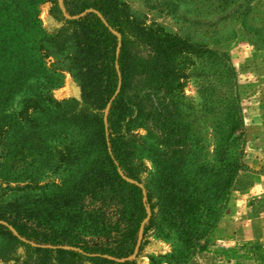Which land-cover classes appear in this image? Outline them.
I'll list each match as a JSON object with an SVG mask.
<instances>
[{
  "label": "trees",
  "instance_id": "16d2710c",
  "mask_svg": "<svg viewBox=\"0 0 264 264\" xmlns=\"http://www.w3.org/2000/svg\"><path fill=\"white\" fill-rule=\"evenodd\" d=\"M3 5L12 14L0 17V56L15 55V31L31 25L25 20L28 3L7 0ZM52 12L60 29L46 36L35 21L39 40L31 48L56 59L51 75L45 63L39 65L46 76L42 84L20 62L0 60V132L7 127L14 133L10 159L22 141H42L59 125L77 131L83 144L99 151L97 165L67 195L73 204L88 202L84 209L97 213L91 224L100 234L87 239L0 215V237L8 241L0 251L12 257L20 249V264H134L129 258L157 227L158 216L182 245L168 264H187L210 245L244 168L239 134L244 117L234 69L225 54L202 48L206 59L217 64L215 79L202 86L204 92H213L203 94L204 99L213 98L206 107L214 119L213 153L206 158L198 153L199 141L180 112L178 38L147 32L116 0H61V7L56 4ZM10 42L16 43L7 46ZM66 70L75 73L81 96L80 101L61 104L50 96L56 88L51 79ZM214 82L225 89L223 94L216 93ZM36 86L42 94L34 93ZM16 103L22 105L20 110L8 113ZM30 111L42 113L44 119H31ZM138 120L146 122L159 144L153 191L138 185L140 173L130 159L128 128ZM14 164L4 165L11 175L19 172Z\"/></svg>",
  "mask_w": 264,
  "mask_h": 264
},
{
  "label": "rangeland",
  "instance_id": "374dc122",
  "mask_svg": "<svg viewBox=\"0 0 264 264\" xmlns=\"http://www.w3.org/2000/svg\"><path fill=\"white\" fill-rule=\"evenodd\" d=\"M6 1L0 0V17L3 15L5 19L12 14L3 5ZM26 1L25 13L28 15L25 20L31 25L24 31L19 26L15 31L18 40L13 46L15 55L0 56V60L20 62L28 74L35 72V79L42 84L46 76L39 65L45 63L51 75V64L56 59L45 58V52L31 49L37 47L36 40H39L35 21L46 36L55 35L61 24L52 10L56 4L61 7V0H43L38 5V0ZM116 1L131 20L147 32L180 40L176 59L180 75L177 94L183 103L180 112L199 141L198 153L206 158L213 153L214 119L206 107L213 98L204 99L203 94L213 92H204L202 86L207 87V82L215 79L217 64L213 59H206L202 48L227 56L235 72L244 117V128L239 132L243 134L244 168L239 172L226 210L211 234L210 245L193 255L187 264H264V165L259 170L252 168L255 157L264 162V123L258 128L245 122L257 112H264V0ZM11 43L7 46L12 47L16 42ZM51 82L56 86L50 91L55 102L80 101L81 88L75 73L59 71ZM214 85L217 94L222 92L218 95L225 92L216 82ZM39 87H35V94H42ZM21 107L16 103L7 112L18 111ZM29 114L31 119H44L40 112L30 111ZM18 121L20 126L24 124ZM47 132L49 135L42 141L33 144L22 141L13 159H10L13 153L9 152L15 148L12 145L14 133L7 127L0 132V215L10 220L48 224L55 231H69L82 238L98 236L100 232L91 224L97 213L84 209L87 201L73 204L67 192L76 189L75 182L97 165L99 151L83 144L79 133L66 126H54ZM128 148L130 159L140 173L138 185L153 191L154 156L159 144L145 121L138 120L129 125ZM16 162L18 164L14 166L19 172L11 175L6 169ZM6 163L9 165L4 166ZM7 243L0 237V245ZM139 243L135 254L129 258L134 264H168L182 248L176 234L162 224L158 216L157 227ZM20 254L19 249L12 257H5L0 251V264H20Z\"/></svg>",
  "mask_w": 264,
  "mask_h": 264
},
{
  "label": "crops",
  "instance_id": "0c3cea01",
  "mask_svg": "<svg viewBox=\"0 0 264 264\" xmlns=\"http://www.w3.org/2000/svg\"><path fill=\"white\" fill-rule=\"evenodd\" d=\"M258 114H255L254 116H251V118L246 119L245 122H248V126L251 127H263L264 123V112L262 114L260 112H257ZM260 113V114H259ZM257 155V154H256ZM264 165V162H261V158L255 159L252 162V168L255 170H259ZM252 193V192H251Z\"/></svg>",
  "mask_w": 264,
  "mask_h": 264
}]
</instances>
